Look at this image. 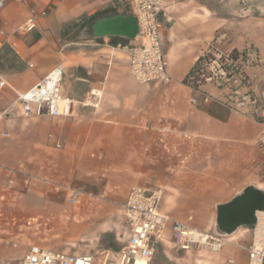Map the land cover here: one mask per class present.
Returning <instances> with one entry per match:
<instances>
[{
    "label": "crops",
    "instance_id": "crops-1",
    "mask_svg": "<svg viewBox=\"0 0 264 264\" xmlns=\"http://www.w3.org/2000/svg\"><path fill=\"white\" fill-rule=\"evenodd\" d=\"M130 15L122 0H0V264H16L31 244L74 254L83 252L53 242L119 249L127 234L122 204L133 186L159 190L160 214L191 217L206 231L218 205L247 187L264 192L260 120L214 102L194 105L182 82L205 44L220 36L226 49L259 51L252 90L264 95V0H171L159 18L167 85L138 84L120 48L132 40L90 29L96 19ZM30 19L31 32H14ZM57 64L62 95L78 100L98 87L99 107L78 106L68 118L22 117L16 93ZM203 90L222 98L211 86ZM68 188L80 192L72 210ZM46 226L53 242L29 232ZM242 234L206 253L175 251L169 233L150 264H246L250 235Z\"/></svg>",
    "mask_w": 264,
    "mask_h": 264
},
{
    "label": "built area",
    "instance_id": "built-area-1",
    "mask_svg": "<svg viewBox=\"0 0 264 264\" xmlns=\"http://www.w3.org/2000/svg\"><path fill=\"white\" fill-rule=\"evenodd\" d=\"M122 1L127 4L137 25V34L133 40L120 47L128 55L130 75L141 85L169 84L171 77L167 73L163 56L159 18L171 0ZM34 28V20L30 19L14 32L23 34ZM260 63V54L255 47L226 49L222 45V38L215 36L199 52L182 82L195 94L190 99L194 105L214 102L252 120H260L263 129L258 138V146L264 159V97L256 96L253 92L256 75L250 72L258 68ZM63 73L62 64H57L30 90L16 93L15 103L22 117L68 118L78 106L91 110L99 107L102 93L98 87L89 88L78 100L64 97L61 93ZM3 84L1 81L0 87ZM205 86L217 89L222 98L209 95L203 90ZM257 111L261 112L259 117ZM66 192L68 204L76 205L80 192L74 188H68ZM160 196L159 190L139 186L129 189L122 204L127 234L117 250L102 248L74 254L31 244L16 264H150L157 246L165 241L167 230L170 231L169 241L175 251L218 253L228 243V237L214 229L206 231L192 226L191 217L177 221L160 214L157 209ZM249 231L250 241L242 247L246 253V264H264V211L256 213V222Z\"/></svg>",
    "mask_w": 264,
    "mask_h": 264
},
{
    "label": "water",
    "instance_id": "water-1",
    "mask_svg": "<svg viewBox=\"0 0 264 264\" xmlns=\"http://www.w3.org/2000/svg\"><path fill=\"white\" fill-rule=\"evenodd\" d=\"M90 29L94 36L100 37L121 36L133 40L137 34L132 15L96 19ZM261 211H264V192L247 187L229 202L216 207L214 230L228 237L239 228L250 229L256 222V213Z\"/></svg>",
    "mask_w": 264,
    "mask_h": 264
},
{
    "label": "rangeland",
    "instance_id": "rangeland-1",
    "mask_svg": "<svg viewBox=\"0 0 264 264\" xmlns=\"http://www.w3.org/2000/svg\"><path fill=\"white\" fill-rule=\"evenodd\" d=\"M68 209L69 210H72L73 207L72 205L68 204ZM214 224H215V219H214V222H213V229H214ZM87 227L89 226V224L87 223L86 225ZM240 229V228H239ZM246 230V231H244ZM241 231H242V235H244V237H247L250 235V231L249 229L245 228V227H242L241 228ZM29 232H32V233H38V235H42L46 240L44 243H47L48 242H53V241H49L48 239H51V231L49 229V226H46V227H40L38 229L36 228H32L29 230ZM167 234H169V230L166 231ZM53 243H56L57 245H59L60 247L62 248H70L72 249L73 251H81L83 253H86V252H90L92 250V243L89 242V241H57V242H53ZM227 245V244H226Z\"/></svg>",
    "mask_w": 264,
    "mask_h": 264
},
{
    "label": "bare ground",
    "instance_id": "bare-ground-1",
    "mask_svg": "<svg viewBox=\"0 0 264 264\" xmlns=\"http://www.w3.org/2000/svg\"><path fill=\"white\" fill-rule=\"evenodd\" d=\"M258 214H259V212H258ZM240 229H241V228H240ZM238 230H239V229H237L234 233H236ZM234 233L230 234V235L228 236V238H229L230 236H232Z\"/></svg>",
    "mask_w": 264,
    "mask_h": 264
}]
</instances>
